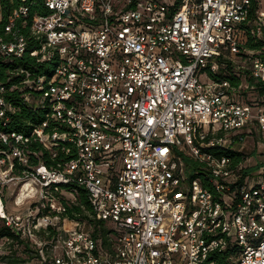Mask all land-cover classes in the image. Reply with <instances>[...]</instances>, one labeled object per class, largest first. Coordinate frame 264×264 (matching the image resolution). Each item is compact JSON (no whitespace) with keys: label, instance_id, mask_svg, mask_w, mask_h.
Segmentation results:
<instances>
[{"label":"built area","instance_id":"1","mask_svg":"<svg viewBox=\"0 0 264 264\" xmlns=\"http://www.w3.org/2000/svg\"><path fill=\"white\" fill-rule=\"evenodd\" d=\"M251 1L10 11L0 59L29 50L51 71L0 79V116L15 109L13 77L9 90L45 109L29 135L0 131V264H264V163L251 158L264 151V9Z\"/></svg>","mask_w":264,"mask_h":264},{"label":"trees","instance_id":"2","mask_svg":"<svg viewBox=\"0 0 264 264\" xmlns=\"http://www.w3.org/2000/svg\"><path fill=\"white\" fill-rule=\"evenodd\" d=\"M24 3L29 8V16H28V22L31 20V17L33 13H44L47 10L44 8L42 4V0H26V2H22L21 0H0V11L2 13L1 20H0V33L3 32V25L6 22L7 15L10 13V11L17 7L19 4ZM259 5V0H252L251 1V10L253 11L255 8H257ZM21 31L26 35L28 33V26H22ZM34 44H30V48H32ZM25 67L32 70H37L39 73H50L51 66L48 63H42L39 64L35 61V58L29 54V50H26L24 55L22 57H7V59H0V79H3L2 81H5V75L6 71L13 68V67ZM17 80V77H13L10 82H6L7 90L3 93L6 100L10 101L15 109L13 111H6L3 116H0V131H4L7 133L10 132H20L24 135H29L34 125H39L41 122L45 119V109L40 107H35L34 105H31L27 103L22 98V91L18 89L9 90V86L11 83ZM233 80V79H232ZM256 90L259 94L264 93V83L260 84L258 83L256 86ZM8 146L7 143H4L2 140H0V149L6 148ZM30 148H34L39 151L40 158L48 165L55 164L56 160L50 158L48 151L43 149L38 142H32L30 144ZM227 152H229L232 156H236V160L238 158H241L244 153L242 152H236L231 149H226ZM61 156H64L62 152L59 151L58 156L56 159L60 158ZM33 161L36 162L38 158L32 157ZM186 163L188 166L191 164L194 166L198 165V162L196 160H193L192 158L186 156ZM76 187V200H78L81 203H88L86 198L85 190L80 187L76 186L74 184L65 185L67 189H70V187ZM75 208H80L78 205L74 206ZM105 228L102 229V234H104ZM217 259V264H227L224 261V256L220 255H213Z\"/></svg>","mask_w":264,"mask_h":264},{"label":"rangeland","instance_id":"3","mask_svg":"<svg viewBox=\"0 0 264 264\" xmlns=\"http://www.w3.org/2000/svg\"><path fill=\"white\" fill-rule=\"evenodd\" d=\"M259 2H260L259 7L261 9H264V0H259ZM255 137H256V135L253 134L251 137H249L247 139V148H246L247 152H250V150H252L255 147V142H256ZM242 145H243V147L246 145V140H244L242 142ZM251 158L254 161H256V163L257 162L259 164L264 163V151L261 153V152H259L257 150H252ZM251 163H252V161H251ZM193 166L194 165L191 164L189 167L193 168ZM260 167H261V165L258 168H256V169L254 168L253 170L257 171Z\"/></svg>","mask_w":264,"mask_h":264}]
</instances>
